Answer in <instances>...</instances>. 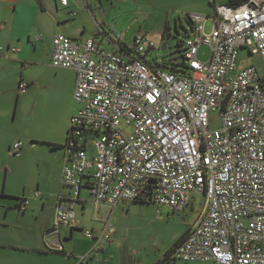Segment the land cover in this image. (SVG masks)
I'll return each instance as SVG.
<instances>
[{"label": "built area", "instance_id": "1", "mask_svg": "<svg viewBox=\"0 0 264 264\" xmlns=\"http://www.w3.org/2000/svg\"><path fill=\"white\" fill-rule=\"evenodd\" d=\"M190 19L182 73L145 65L141 57L154 49L145 34L125 51L104 50L94 39L54 37L50 64L75 72L79 106L63 148L68 208L57 210L55 223L76 226L73 208L86 190L94 219L102 220L98 233L84 232L96 251L112 241L110 215L118 203L144 195L178 214L201 194L199 218L171 259L264 264V79L254 66L237 65L241 49L264 58V0L222 4L212 17ZM202 46L205 61L198 59ZM27 86L20 80L18 94ZM21 147L12 145L13 156Z\"/></svg>", "mask_w": 264, "mask_h": 264}, {"label": "crops", "instance_id": "2", "mask_svg": "<svg viewBox=\"0 0 264 264\" xmlns=\"http://www.w3.org/2000/svg\"><path fill=\"white\" fill-rule=\"evenodd\" d=\"M67 1L68 4L64 7L60 0H0V106L5 99L9 102V99L16 97V109L20 105L25 111L29 108L33 118V131L27 135L31 145L34 147L41 141H47L54 153L63 150V159L61 157L56 161V180L59 182L65 163L64 149L61 146L66 144L70 119L77 113L79 106L73 100L75 72L53 68L50 64L54 37L60 34L74 40L94 39L101 48L108 51L117 49L122 44L130 46L134 38L142 34L140 29L145 26V16L160 15L164 11L172 10L174 6V0ZM189 1L190 8L194 5L198 8L200 0ZM226 2L227 0L222 4ZM213 6L215 12V0ZM181 11L188 13L196 10L191 8ZM138 29L139 32L136 31ZM12 48L17 51L13 52ZM20 80L28 84L26 92L19 95L21 98L16 96ZM46 117L50 121L48 126L43 127L40 121ZM2 136L0 134V140ZM12 144H8V150ZM22 148L23 145L20 153ZM64 187L69 194V188ZM42 190L44 189H37L33 195L27 197L23 195L24 201H27L25 207L24 201L12 194H9L14 196H10V205L0 203L5 205L0 207V264H83L79 260L81 256L77 258L78 255L74 252L75 243L71 245L68 242L74 241L77 230L98 233L102 228L101 220L94 219V209L89 203L87 191H81L82 202L73 208L76 226L72 228L56 226L55 223L57 210L68 208L66 197L48 202L43 196H54L43 193ZM84 193L86 196H83ZM77 206L81 212L79 219L75 212ZM88 206L91 208L89 220L92 224L98 222L100 225L97 231L95 226L83 230L85 222L82 217ZM188 208L183 211L184 214L188 212ZM10 210L17 211V220L13 217L8 224L6 218L9 217ZM3 213L5 218L2 217ZM198 218L194 222H187L189 224L173 242L149 251L121 252L114 246L110 247L112 241L93 251L95 242L92 239V249L81 252L83 257H89L84 264H157L194 227ZM11 229L15 232H26V237L18 236ZM17 249L21 251H13ZM76 258L78 263L74 262ZM170 264L215 263L171 259Z\"/></svg>", "mask_w": 264, "mask_h": 264}, {"label": "rangeland", "instance_id": "3", "mask_svg": "<svg viewBox=\"0 0 264 264\" xmlns=\"http://www.w3.org/2000/svg\"><path fill=\"white\" fill-rule=\"evenodd\" d=\"M189 2V0H174L172 10L164 11L160 15L145 16L143 18L145 19V26L140 29L142 31L140 33L145 34L146 38L154 44V49L149 51L143 58V62L149 69L171 72L172 65H176L177 70L182 69L183 47L181 42H184L191 35L189 14L197 12L194 14L212 17L215 13L214 6L211 3L213 0H200L197 9L195 5L191 7L196 11H189L188 13L181 11L191 9ZM223 2L225 0H215V6L221 5ZM166 20H168L167 25ZM136 31L139 32V29ZM204 31L205 33L210 31L209 23L205 24ZM168 35L170 39L167 40ZM163 44L166 45V48L162 51ZM207 56L208 48L202 46L198 59L205 61ZM237 65L239 69L249 65L254 66L260 78L264 79V58L260 55H250L247 49H241L238 52ZM16 96H19V94L17 93ZM15 100L16 97L9 99V102L5 99L2 106H0V134L3 135L0 140V203L10 205L12 203L11 197L16 196L21 200L25 196L33 195L37 189L41 188L44 189L42 190L43 193L54 196L53 198L43 196L48 202H55V199L67 197L68 191L61 181L56 180L58 173L56 171V161L61 157L63 159V150L60 149L54 153L50 150L47 141H41L39 144H35L34 147L31 145L27 135L33 131L31 123L33 118L30 115L29 108H26L25 111V108L20 105L16 109ZM49 121V117L42 118L40 121L41 126H48ZM219 125L217 113L210 114V128L215 129ZM17 142L22 143L23 148L21 153L19 151V156H13L7 146L10 143ZM5 147L7 150H5ZM23 195L25 196L23 197ZM83 196H86V194L84 193ZM191 197L194 200H191L188 212L185 214L183 212L171 213L166 207L160 208L149 201L120 202L110 215V223L115 233L112 236V244L109 246H114L121 252H125L134 250L149 251L158 249L162 245H168L185 229L186 225L189 224L187 222H194L202 211L204 205L203 195L193 194ZM4 206L0 205V207ZM75 212L77 218H81L80 207L77 206ZM90 212L91 208L88 206L87 212L82 217L85 222L83 230H89L93 226L96 230L100 226L98 222L92 224L89 220ZM8 215L9 217L6 218L8 224L11 223L13 217L17 220V211L10 210ZM2 217L5 218L4 213ZM98 220H101V218L99 217ZM11 230L18 236L26 237L27 233L24 231L15 232L13 229ZM68 243L71 245L75 243L76 251L74 252L78 255L77 258L79 256L83 257L84 255L81 252H88L94 245L92 239L87 238L82 230H77L74 241L71 240ZM13 251L19 252L21 250ZM77 258L74 260L76 263L79 262Z\"/></svg>", "mask_w": 264, "mask_h": 264}, {"label": "trees", "instance_id": "4", "mask_svg": "<svg viewBox=\"0 0 264 264\" xmlns=\"http://www.w3.org/2000/svg\"><path fill=\"white\" fill-rule=\"evenodd\" d=\"M246 0H227V2H226V5H229V6H239V5H241L242 3H244ZM212 4H213V2H211ZM188 19H189V22H190V28H191V30H192V28H193V23L191 22V19H190V15L188 16ZM184 44H185V41L184 42H181V45H182V47H183V51H184ZM127 45H124V44H122V45H120L119 46V51H125L126 49H127ZM149 53V51L148 52H146V54H148ZM145 54V55H146ZM145 55L144 56H142L141 58L143 59V58H145ZM181 70H177V66L176 65H172V68H171V72H173V71H178V72H173V73H182V72H184V69H186V66H185V63H184V55H183V53H182V63H181ZM156 71V70H155ZM180 71V72H179ZM70 131L68 132V135H67V138H66V142L65 143H67L71 138L69 137L70 136ZM51 146H53V147H58L57 145H51ZM61 148H64V145L63 146H61ZM149 190H150V192L147 194V197L148 196H150V194L152 193V191H153V187H150V188H148ZM146 198V197H145ZM21 201H24V198H22L21 199ZM133 201H139V202H146V201H148L147 199H141V198H137V199H135V200H133ZM187 235V233L183 236V237H181L180 239H179V241L175 244V245H173V247L168 251V252H166V254H165V256H164V258L162 259V260H160L157 264H170V261H171V255L174 253V251H175V249H176V247H177V245L185 238V236Z\"/></svg>", "mask_w": 264, "mask_h": 264}, {"label": "water", "instance_id": "5", "mask_svg": "<svg viewBox=\"0 0 264 264\" xmlns=\"http://www.w3.org/2000/svg\"><path fill=\"white\" fill-rule=\"evenodd\" d=\"M166 39H167V40L170 39V36L168 35V36L166 37ZM165 48H166V45L163 44L162 47H161V50L163 51V50H165ZM141 199H145V196H144V195L141 196ZM54 229H55V228H54ZM55 230H56V229H55Z\"/></svg>", "mask_w": 264, "mask_h": 264}]
</instances>
